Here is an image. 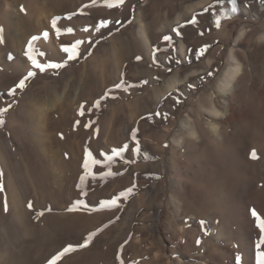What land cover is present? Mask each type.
<instances>
[{"label":"rangeland","instance_id":"rangeland-1","mask_svg":"<svg viewBox=\"0 0 264 264\" xmlns=\"http://www.w3.org/2000/svg\"><path fill=\"white\" fill-rule=\"evenodd\" d=\"M90 5L0 0V107L12 104L0 126V264H47L106 224L58 264H120L117 254L124 264H235L237 255L240 264H256L251 210L264 216V0H236L234 13L229 0ZM57 16L73 34L56 37L50 22ZM193 16L198 22L187 24ZM101 19L122 23L100 33L81 30ZM32 36L40 37L41 62L64 61L62 44L86 43L76 60L35 70L24 90L9 95L33 70L23 55ZM134 128L140 153L131 151ZM125 143L129 149L111 167L120 174L101 181L106 169L94 166L97 179L85 183L88 209L69 211L80 198L85 149L102 159ZM253 149L257 159L250 158ZM129 188L118 207L99 209Z\"/></svg>","mask_w":264,"mask_h":264},{"label":"snow or ice","instance_id":"snow-or-ice-1","mask_svg":"<svg viewBox=\"0 0 264 264\" xmlns=\"http://www.w3.org/2000/svg\"><path fill=\"white\" fill-rule=\"evenodd\" d=\"M98 3H101V0H91V5L90 6H95ZM103 6L108 8V9H113V8H119L120 6H122L125 3V0H102ZM229 3L231 5H233L232 7V12H236V0H229ZM88 7V6H85ZM21 12H25L26 10L23 8V6H21ZM205 11H207V9H205ZM60 22V17H53L50 24H51V28L52 30L55 32V35L57 38L61 37L62 35H70L74 33V29L72 27H64L61 28L58 26V23ZM197 19L195 16H193L190 20L186 21L187 24H192L195 25L197 23ZM113 23L120 25L122 22L117 20L115 22L108 20V19H101L98 22H96L93 26L89 27V26H85L83 27L81 30L83 32H89V31H94L95 33H100L102 30H110V25H112ZM216 27H220V18L217 17L216 19ZM184 27V25H180L178 28H174L172 31L176 34V36H181V31L180 29H182ZM42 37L47 40L49 37V33L47 31L43 32ZM38 39H40V37L38 36H32L26 46V49L23 53V55L27 58V61L30 63L31 65V69L33 70H29L27 71L26 75H24L19 82L15 85V87L13 89L9 90V95H14L16 90H24L27 87V82L29 80H31L34 76L37 75V71L38 70L40 73H44L46 70L49 69H60L65 67V65L67 64V62L69 61H74L76 60L78 57H80L81 52V46L84 45L86 43L85 40L83 39H76L73 42H71L70 44H62L61 45V51L62 53L66 54V59L62 62H52V61H47V62H41L37 57H44L45 53L42 51H39L38 49H36L35 47V41H37ZM165 40H169L170 37L169 36H165L164 37ZM4 43V37H3V28L0 27V44ZM87 44L89 47H91L92 41L89 39L87 41ZM207 45L201 47L197 52L196 55L197 57L202 56L204 54V52L207 49ZM90 54V53H89ZM9 59H12L11 54L8 57ZM136 59L139 61L141 59V57H136ZM209 75H211V73H209ZM124 86V81L121 80L120 83H117L116 85H114L115 88H122ZM193 85L189 84L188 87L191 88ZM126 90V89H125ZM111 90H108L105 92L104 96L101 97V99H104L105 97H107L109 95V92ZM100 106V100H97L94 104L93 107L94 108H99ZM12 107V104L9 103L7 104L6 107H0V126H2L4 124V114L9 111V109ZM78 115L83 116L84 115V109H83V105L81 106V109L78 111ZM155 115L159 116L160 113H155ZM165 114V118H166ZM148 119H151V114L149 115ZM79 123V121H77V124ZM94 123L93 121H89L88 123H86L84 125V127L87 129L91 126V124ZM98 131V130H97ZM137 133H138V129L134 128L132 129L131 132V140L134 142L135 147L131 149V151L133 153H140L141 152V148H140V143L139 140L137 139ZM129 149V145L127 143H125L122 147L118 148V149H113L111 152V155H107L104 153H100L102 159H98L96 158L93 153L91 151H89L88 149H85L84 151V157H83V163L81 165L82 167V174L79 177V181L77 183V188L79 189L80 192V198L75 202V204L73 205V207H71L69 209V211H76L79 208H84V209H88V204L86 202V200L84 199V197H86L88 195L86 189H85V183L87 180L92 179V180H96L97 179V174L93 172V168L94 166H100L104 169H106V171L101 172L99 174V180L104 181L109 177L115 176V175H119L120 173H114L111 170L112 167V162L113 159L115 157H122L123 154L125 153V151H127ZM250 158L251 159H257L258 155L255 151V149H253L250 152ZM3 186L0 185V192H3ZM132 192V189H126L124 191H121L119 194L115 195L114 197L101 201L99 202V209H111L114 207H118V202L121 201L123 198L128 197ZM28 207L31 209L32 208V204L29 203ZM4 208L5 211H7V203L5 201L4 203ZM37 217L43 216L44 212L43 211H38L35 214ZM251 216L254 219V223H255V227L258 229L259 231V237L255 243V247H256V264H264V216H262L260 213H258L255 209L251 210ZM201 229L202 231L206 233V228H205V222L201 221ZM108 227V225H104L103 228H97L95 231L89 232L87 234V236L84 238L82 243H79L77 245H73V244H68L66 246H64L61 250H59L58 252H56L54 255L51 256V258L47 261V264H58V262H60L62 260L63 257L67 256L70 253H73L77 250V248H85L87 247L89 244L92 243L94 237H96L100 232H102L104 230V228ZM201 243V240L199 238H197L196 240V244L199 246ZM123 247V246H121ZM116 259L120 262V264H124V261L122 260L121 256L119 254H117ZM241 262V257L239 255H237L235 257V264H240Z\"/></svg>","mask_w":264,"mask_h":264},{"label":"bare ground","instance_id":"bare-ground-1","mask_svg":"<svg viewBox=\"0 0 264 264\" xmlns=\"http://www.w3.org/2000/svg\"><path fill=\"white\" fill-rule=\"evenodd\" d=\"M142 38H143V43L145 44V46L147 47V49L149 48V40H148V38L145 36V35H143L142 36ZM238 70H239V68H238V66L237 67H235V68H233L232 69V75H231V79L233 80L234 78H236V75H237V72H238ZM230 81V80H229ZM226 84H228V82L226 83ZM230 84V83H229ZM2 158V157H1ZM32 160V159H31ZM33 161V160H32ZM14 188V187H13ZM16 208V207H15ZM17 208H19V207H17Z\"/></svg>","mask_w":264,"mask_h":264},{"label":"clouds","instance_id":"clouds-1","mask_svg":"<svg viewBox=\"0 0 264 264\" xmlns=\"http://www.w3.org/2000/svg\"><path fill=\"white\" fill-rule=\"evenodd\" d=\"M261 39H264V37H261Z\"/></svg>","mask_w":264,"mask_h":264}]
</instances>
